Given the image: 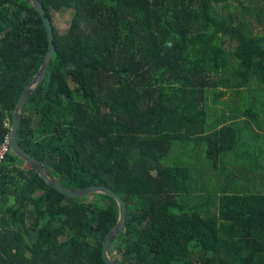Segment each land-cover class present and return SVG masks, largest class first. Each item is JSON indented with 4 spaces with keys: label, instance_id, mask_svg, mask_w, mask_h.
<instances>
[{
    "label": "trees",
    "instance_id": "trees-1",
    "mask_svg": "<svg viewBox=\"0 0 264 264\" xmlns=\"http://www.w3.org/2000/svg\"><path fill=\"white\" fill-rule=\"evenodd\" d=\"M262 1L40 0L56 53L26 104L18 143L66 188L101 185L122 196L126 223L109 248L117 263L264 264V179L242 161L235 119L264 123V108L254 107L264 94L223 102L264 90ZM64 9L75 12L65 30L56 21ZM49 49L31 1L0 0V143ZM207 103L222 107L213 123ZM177 143L204 145L215 171L239 149L242 184L255 187L202 169L200 180L222 192L200 194L190 166L165 162ZM20 161L11 153L1 171L0 264H106L116 201L68 197Z\"/></svg>",
    "mask_w": 264,
    "mask_h": 264
},
{
    "label": "water",
    "instance_id": "water-1",
    "mask_svg": "<svg viewBox=\"0 0 264 264\" xmlns=\"http://www.w3.org/2000/svg\"><path fill=\"white\" fill-rule=\"evenodd\" d=\"M34 7L40 12L42 15L46 27L49 33L50 38V49L48 55L43 63L40 72L33 78V80L29 83V85L25 88L22 93V96L17 104V107L13 113V120L11 125V151L12 153L17 156L19 159L23 160L25 163L29 164L34 171L51 187L58 190L59 192L63 193L64 195L71 197V198H83L88 197L94 194H104L109 197H112L116 203L118 204L119 208V218L116 225L113 229L108 233L106 238L103 242V251L102 257L106 264H119L113 259H111L109 255V248L111 244L114 242L116 237L121 233V231L125 227L126 218H127V207L126 201L122 199V196L116 194L112 189L106 186L95 185L90 186L82 189H69L59 183L52 175H50L43 165L36 160L32 155H30L27 151H25L20 144L18 143L17 134L21 119L23 117L26 104L34 93V91L40 86L43 80L46 78L54 55L56 53V45H55V37H54V28L51 19L47 16L46 9L40 0H30Z\"/></svg>",
    "mask_w": 264,
    "mask_h": 264
},
{
    "label": "rangeland",
    "instance_id": "rangeland-1",
    "mask_svg": "<svg viewBox=\"0 0 264 264\" xmlns=\"http://www.w3.org/2000/svg\"><path fill=\"white\" fill-rule=\"evenodd\" d=\"M246 1V0H245ZM255 4L259 5L263 3L262 0H252ZM75 15V12L70 9H64L62 12H59L56 14V21L58 22L59 26L65 30L67 26L70 25L72 22V19ZM261 93L264 94V90H251V91H243L240 94V96H243V99H234V96H232V92L228 95V97L223 99V102L230 103L235 100H245L247 101H253L256 100L255 97L260 95ZM246 95V96H245ZM246 97V98H244ZM259 101H264V97L258 98ZM209 103L211 101H208ZM207 106L209 107V122L213 123V121L220 119L222 107L218 105V108L220 109H214L211 107V104L207 103ZM220 106V107H219ZM193 151L192 157L189 155V152ZM169 165L173 164H181L190 166L192 168V175H191V181L190 184L193 188L199 189L200 194H208L213 199L216 197V194H220L222 191V188H219V182H212L211 180L202 181L200 180V173L201 170L204 169L205 172H217L213 169V163L206 159L205 157V146L204 145H192L188 148L185 147L182 143H177L174 146L173 152L169 155V158L165 161ZM84 198V197H83ZM214 202V203H213ZM203 203V202H202ZM215 200L211 202H206L205 205L201 208H203V212L208 213L211 209L213 210V204L215 206ZM196 204V203H194ZM192 204V205H194ZM190 205V206H192Z\"/></svg>",
    "mask_w": 264,
    "mask_h": 264
},
{
    "label": "crops",
    "instance_id": "crops-1",
    "mask_svg": "<svg viewBox=\"0 0 264 264\" xmlns=\"http://www.w3.org/2000/svg\"><path fill=\"white\" fill-rule=\"evenodd\" d=\"M230 104H235L238 106H242L240 103L231 102ZM263 106H262V105ZM258 108H264V101H259L256 103ZM260 117H264V110L259 113ZM239 123H241L240 128L242 130V142L240 150H236L235 152H230L222 156L221 160L217 163L216 172H222L228 177H224L226 180L222 182H236L240 183L244 187H255L251 183L249 184H242L243 181H249L247 176L242 177L239 174V161L237 160L236 154L240 152L244 155L242 156V161L245 163L247 160L251 162V166L255 169L258 168L259 173L263 176L264 179V123L256 124L252 117L249 115L235 117ZM248 121V122H246ZM246 136V138H245ZM238 151V152H237ZM20 165L24 168L25 163L19 162ZM19 165V166H20ZM235 169V173L233 174ZM244 172V171H243ZM258 187V186H256ZM3 215V214H2Z\"/></svg>",
    "mask_w": 264,
    "mask_h": 264
},
{
    "label": "built area",
    "instance_id": "built-area-1",
    "mask_svg": "<svg viewBox=\"0 0 264 264\" xmlns=\"http://www.w3.org/2000/svg\"><path fill=\"white\" fill-rule=\"evenodd\" d=\"M12 153L11 151V136L10 133L6 134L2 142L0 143V221L2 219V206H1V179H2V167L7 157Z\"/></svg>",
    "mask_w": 264,
    "mask_h": 264
}]
</instances>
